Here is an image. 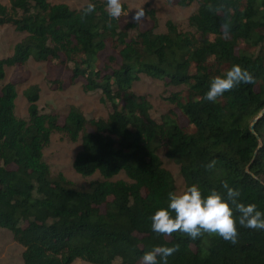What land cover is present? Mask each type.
<instances>
[{"label": "trees", "instance_id": "obj_1", "mask_svg": "<svg viewBox=\"0 0 264 264\" xmlns=\"http://www.w3.org/2000/svg\"><path fill=\"white\" fill-rule=\"evenodd\" d=\"M198 3L191 30L172 21L167 30H140L121 24L106 11L107 0H89L95 11L49 0L0 3V25L12 24L25 36L12 55L0 58V227L23 246L24 264H140L156 246L179 250L167 264H264V230L239 225L235 244L216 234L195 240L179 231L157 234L150 217L167 207L176 192L173 174L159 155L181 165L186 187L204 197L224 181L240 191L239 203L264 212V0H176ZM225 5L220 11L219 5ZM82 16L84 17L82 19ZM228 23L227 34L222 25ZM110 48L113 53L101 57ZM63 66L69 83L99 91L109 105L106 117L88 119L71 106L63 122L38 104L39 86L24 90L26 118L16 114L17 87L6 67L29 59ZM233 65L253 76L215 102L204 99L213 77ZM141 74L183 85L166 98L173 108L155 118L146 95L134 91ZM63 84L61 80L51 81ZM177 110L185 118L182 123ZM81 141L73 166L82 176L99 173L87 187L52 175L43 151L54 132ZM215 160V167L206 164ZM129 179H115L119 173ZM175 213H173V216ZM158 264L163 261L158 256Z\"/></svg>", "mask_w": 264, "mask_h": 264}, {"label": "rangeland", "instance_id": "obj_2", "mask_svg": "<svg viewBox=\"0 0 264 264\" xmlns=\"http://www.w3.org/2000/svg\"><path fill=\"white\" fill-rule=\"evenodd\" d=\"M51 3H66L71 8L79 9L89 0H49ZM0 3L9 5V0H0ZM123 12L120 21L123 26L126 23L136 24L140 30L151 27L154 23L152 16L156 18L158 32L167 30V22L172 21L182 30H191L189 17L193 14L198 3L193 2L188 6L177 4L176 0H122ZM144 9V18L139 22L133 21L135 12ZM25 33L16 30L12 24L0 25V58L12 55L14 47ZM113 53L108 48L102 52L101 57ZM6 81H14L17 87L16 114L18 117L26 118L28 115V100L24 90L31 85L39 86V107L43 111L57 114L59 121L63 122L71 106H77L88 118L106 117L110 111L108 104L102 101L101 92H84L83 81L78 79L75 83H69V72L63 66H56L47 61L29 59L24 65L6 67ZM61 80L63 84L51 81ZM185 88L183 85H166L163 80L141 74L134 82L135 92L147 96L152 104V115L155 118L173 108L166 98L171 92ZM180 120L185 123V118L177 110ZM81 149V141H72L61 132H54L49 145L44 149V160L48 164L52 175L62 174L67 180L81 187H87L93 180L102 179L99 173L91 176H82L74 169L73 162L77 152ZM163 165L174 176L176 192L185 190L186 184L181 174V165L166 155L165 149L159 150ZM115 179L129 180L122 172ZM23 246L13 237V234L5 228L0 227V264H24L22 259ZM72 264H93L82 259L75 260Z\"/></svg>", "mask_w": 264, "mask_h": 264}, {"label": "clouds", "instance_id": "obj_3", "mask_svg": "<svg viewBox=\"0 0 264 264\" xmlns=\"http://www.w3.org/2000/svg\"><path fill=\"white\" fill-rule=\"evenodd\" d=\"M225 8L221 4L217 11ZM95 11V5L87 4L84 16ZM107 14L111 18L118 19L124 14L122 0H107ZM144 9H138L132 17L133 21L139 22L144 18ZM84 17L82 16V19ZM227 34L228 23L222 25ZM252 74L240 65H233L221 75L213 77L210 81L209 90L204 99L215 102L218 97L226 91H231L241 83H252ZM216 161L213 160L205 167L212 169ZM224 194L212 190L204 197L198 185L193 184L181 192H169L167 207L159 208L151 217V228L157 234L171 236L179 231L195 240L204 233L216 234L225 241L235 244L239 235L237 229V218L234 211L239 212L238 223L249 229L264 230V212L257 210L256 204L239 203L240 191L229 186L224 181ZM173 213L175 215L173 216ZM179 250V245L173 247L156 246L144 253L140 264H158L159 256L163 264H167V258Z\"/></svg>", "mask_w": 264, "mask_h": 264}, {"label": "water", "instance_id": "obj_4", "mask_svg": "<svg viewBox=\"0 0 264 264\" xmlns=\"http://www.w3.org/2000/svg\"><path fill=\"white\" fill-rule=\"evenodd\" d=\"M264 113V110L260 113V115L254 120V122L251 124L250 129L255 132V124L257 122V120L259 119V117Z\"/></svg>", "mask_w": 264, "mask_h": 264}]
</instances>
